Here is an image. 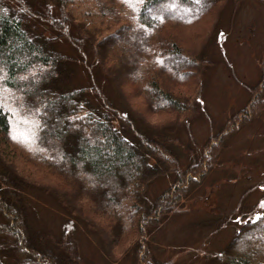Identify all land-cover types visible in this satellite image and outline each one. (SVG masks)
I'll return each instance as SVG.
<instances>
[{
  "label": "trees",
  "instance_id": "16d2710c",
  "mask_svg": "<svg viewBox=\"0 0 264 264\" xmlns=\"http://www.w3.org/2000/svg\"><path fill=\"white\" fill-rule=\"evenodd\" d=\"M221 2L0 0V264H83L74 239L32 221L36 190L101 232L116 257L173 264L150 249L151 227L184 209L227 137L264 106L263 61L248 105L181 167L174 131L202 111L212 64L203 32ZM79 66L88 84L77 81ZM171 175L150 202L155 179ZM259 207L242 211L215 264H264V195Z\"/></svg>",
  "mask_w": 264,
  "mask_h": 264
},
{
  "label": "rangeland",
  "instance_id": "374dc122",
  "mask_svg": "<svg viewBox=\"0 0 264 264\" xmlns=\"http://www.w3.org/2000/svg\"><path fill=\"white\" fill-rule=\"evenodd\" d=\"M214 21L202 31V48L212 62L204 77L202 111L189 127L174 131L183 169L202 156L210 136L248 105L253 89L262 80L264 0H222ZM62 46L75 56L72 48L65 43ZM78 72L77 81L88 84L80 66ZM103 86L112 98L121 100L114 85ZM220 150L218 164L189 192L184 209L166 214L151 227L147 241L158 260L215 264L216 255L241 225L242 211L249 217L260 210L259 200L264 195V106L231 133ZM173 179V175L155 179L148 200L152 202ZM30 204L34 224L56 236L74 239L83 264H136L131 251L123 257L113 255L104 235L88 229L82 218L66 210L52 194L36 190Z\"/></svg>",
  "mask_w": 264,
  "mask_h": 264
},
{
  "label": "snow or ice",
  "instance_id": "6c2138e0",
  "mask_svg": "<svg viewBox=\"0 0 264 264\" xmlns=\"http://www.w3.org/2000/svg\"><path fill=\"white\" fill-rule=\"evenodd\" d=\"M124 2L125 3H128V4H132L134 2H136V3L142 2V0H124ZM197 2H198V0H197ZM0 106H2V105H0ZM258 218H259L258 216L255 217L254 220H253V222H255V219H258Z\"/></svg>",
  "mask_w": 264,
  "mask_h": 264
}]
</instances>
